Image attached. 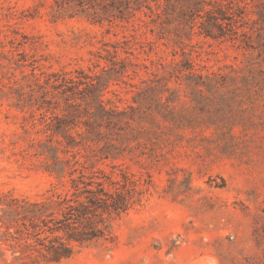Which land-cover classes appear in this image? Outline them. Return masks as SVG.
<instances>
[{"label":"rangeland","instance_id":"rangeland-1","mask_svg":"<svg viewBox=\"0 0 264 264\" xmlns=\"http://www.w3.org/2000/svg\"><path fill=\"white\" fill-rule=\"evenodd\" d=\"M54 1L0 0V213L2 201H41L100 172H122L144 193L104 217L103 239L36 264H264V0H214L243 8L251 48L198 28L185 45L175 35L160 40L144 15L112 25L54 21ZM111 59L128 73L112 74L103 92L70 83L102 74ZM99 95L125 114L100 128L113 135L98 149L110 140L115 148L85 169L74 163L85 162L89 144L69 150L52 136L64 161L58 179L40 154L52 134L45 123L74 112L69 99ZM67 118V134L77 137L85 126Z\"/></svg>","mask_w":264,"mask_h":264},{"label":"trees","instance_id":"trees-1","mask_svg":"<svg viewBox=\"0 0 264 264\" xmlns=\"http://www.w3.org/2000/svg\"><path fill=\"white\" fill-rule=\"evenodd\" d=\"M243 8L232 7L225 9L214 0H55L51 9L54 21L87 18L95 23L110 25L116 23H130L144 15L150 18L153 33L158 34L160 40H171L173 35L181 45L184 39L191 41L195 29L199 35L215 40H230L241 42L245 48L250 45L252 33L245 30L239 21L245 19ZM149 11L150 13H148ZM243 38V39H241ZM117 53V51H116ZM111 65L103 69V73L86 76L84 80H70L73 85L85 86L89 93L103 92L102 89L110 84L112 74L124 76L128 73L124 61L110 60ZM193 66L189 65L188 69ZM193 77L201 75L192 73ZM254 80V77H253ZM250 81V79L246 80ZM247 82V83H248ZM69 88L68 86H66ZM76 94V93H75ZM69 101V107L74 112L68 114L73 124L85 126L83 131L77 132V137L67 134L65 121L67 116L51 118L45 123V128L52 132L46 139L39 142L40 154L53 161L48 165L49 171L60 179L65 174L64 161L58 155V148L52 143V136H60L57 144L65 145L67 149L76 150L82 143L89 144L90 155L82 156L85 162L75 161L74 165H81L87 169L85 163L94 158L108 159L111 140L98 149V145L109 139L113 134H103L100 128L106 125L121 123L124 115L115 110L107 109L101 97H86L78 101ZM83 115V116H82ZM86 118L84 121H79ZM91 143V144H90ZM67 152H69L67 150ZM93 173L89 181H81L80 187L76 180H72L73 191L64 193L53 192L51 196L41 201L27 199H11L1 202L4 208L0 213V259L3 264H36L44 262H60L73 256L76 247L99 241L106 236L104 217L126 212L141 200L144 190L138 189L135 181L129 176L117 172L110 174ZM4 248L12 253L9 261Z\"/></svg>","mask_w":264,"mask_h":264}]
</instances>
